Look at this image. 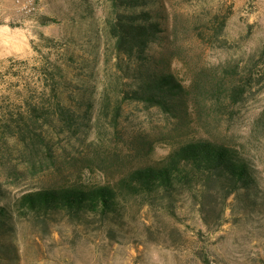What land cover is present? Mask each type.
Wrapping results in <instances>:
<instances>
[{"label": "rangeland", "instance_id": "rangeland-1", "mask_svg": "<svg viewBox=\"0 0 264 264\" xmlns=\"http://www.w3.org/2000/svg\"><path fill=\"white\" fill-rule=\"evenodd\" d=\"M155 6L163 32L151 52L188 89L182 118L124 99L131 80L106 28L112 0H0V114L38 95L40 66L49 62L63 69L61 90L85 104L76 133L45 127L50 152L0 138V207L12 216L0 233V264H264V0ZM249 78L242 101L226 96L223 108L197 87ZM194 138L228 144L251 164L257 189L249 198L246 189L233 193L220 223L210 215L207 224L189 193L153 205L129 199L120 222L14 210L25 192L115 183Z\"/></svg>", "mask_w": 264, "mask_h": 264}, {"label": "trees", "instance_id": "trees-1", "mask_svg": "<svg viewBox=\"0 0 264 264\" xmlns=\"http://www.w3.org/2000/svg\"><path fill=\"white\" fill-rule=\"evenodd\" d=\"M112 10L107 32L131 80L124 99L159 107L182 118L189 101L188 89L151 52L162 36L163 12L155 6V0H112ZM225 24V20L220 23V30ZM40 68L38 95L25 97L0 114V138L16 137L32 153L44 147L51 151L44 134L46 126L76 133L80 127L78 111L85 105L73 91L61 90L66 82L60 65L49 62ZM250 81L232 86L220 82L210 90L197 87L200 95L207 93L223 108L226 96L234 103L242 101ZM254 180L251 164L239 150L217 140L194 138L174 146L154 163L131 169L115 183L77 180L25 192L16 199L14 210L22 218L33 215L40 219L64 212L75 220L101 217L120 222L129 199L153 205L189 193L207 224L210 215L220 223L229 197L246 189L249 198L257 189ZM11 217L8 207H0V233L9 228Z\"/></svg>", "mask_w": 264, "mask_h": 264}]
</instances>
